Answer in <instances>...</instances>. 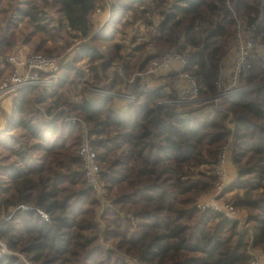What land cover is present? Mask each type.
<instances>
[{"label":"trees","instance_id":"obj_1","mask_svg":"<svg viewBox=\"0 0 264 264\" xmlns=\"http://www.w3.org/2000/svg\"><path fill=\"white\" fill-rule=\"evenodd\" d=\"M110 1L113 22L95 33L94 13L105 0H0V83L13 70L6 58L14 49L59 57L82 44L74 58L66 56L50 89L24 88L6 98L11 121L0 134V240L13 254L0 246V264H252L250 235L199 200L215 191L218 153L232 137L236 176L223 193H232L236 210L250 212L252 248L264 252V85L220 109L174 113L159 104L161 89L142 90L139 77L176 45L188 56L185 72L197 78L200 95H212L225 57L214 44L235 25L227 7L234 1L152 0L148 26L134 19L145 0ZM235 4L246 24L263 15L264 38V0ZM209 14L218 21L206 29ZM135 23L145 26L146 37L133 40L129 59L113 39ZM99 43H107L111 63ZM251 80L264 81L262 54ZM98 86L137 99L122 112L111 99L89 101L87 88ZM68 90H81L77 101L65 98ZM67 116L78 120L67 124ZM82 122L111 199L104 227L79 155Z\"/></svg>","mask_w":264,"mask_h":264},{"label":"built area","instance_id":"obj_2","mask_svg":"<svg viewBox=\"0 0 264 264\" xmlns=\"http://www.w3.org/2000/svg\"><path fill=\"white\" fill-rule=\"evenodd\" d=\"M230 12L235 15L237 13L235 2L227 4ZM106 13V17H103ZM96 23L101 21V25L96 29L97 33L106 24L113 22V11L111 1L105 0V6L97 8L94 13ZM263 20V15L251 24H246L238 33L240 22L238 20L237 31L235 35L234 52L235 56L228 62V71L226 75L219 74L215 82V91L212 95L204 97L200 95L199 83L195 76L189 72H185L189 64L186 53L179 50L176 45L165 48L160 55L153 60L144 74H139L143 81V87L147 89L149 84L158 85L160 77L166 74L171 67H175V74L163 85L157 86L161 89L162 99L160 105L169 107L174 113H185L188 110L209 107L220 109L226 101L236 96L248 93L262 85L264 81H253L252 69L254 63L259 58V54L264 51V40L259 34V26ZM155 33V29L151 31ZM86 42V40H84ZM102 54L106 56V51L102 50ZM66 56H45L41 54H29L20 49H14L8 53L6 61L12 66V72L7 74L2 83H0V114L7 111L4 106L6 98L16 93L18 90L39 87L40 89H50L56 81V73L64 64ZM164 78V77H163ZM162 84V83H161ZM87 97L89 101H98L100 99H111L116 103V107H124L127 104L134 103L137 96L120 90L106 87H88ZM9 113V112H8ZM5 115L4 126H0V134H6V130L10 127L11 114ZM75 116H67V124H73L77 121ZM233 129V124H229ZM3 128V129H2ZM82 136L79 143V155L81 158L84 177L88 186L94 188L98 194L102 191L99 183V165L97 163V153L94 148L91 137L88 134L87 125L82 122ZM232 149V137L221 147L214 174L217 177L215 196L220 195L230 184L228 164L230 163V151ZM215 210L225 214L232 222L240 221L237 218L234 208L230 205L223 204L219 207L211 206ZM9 219L8 217L6 220ZM250 233L251 243L249 251L252 255V264H264L259 251L252 248L253 234L250 229L241 230ZM125 262H128L126 257Z\"/></svg>","mask_w":264,"mask_h":264},{"label":"rangeland","instance_id":"obj_3","mask_svg":"<svg viewBox=\"0 0 264 264\" xmlns=\"http://www.w3.org/2000/svg\"><path fill=\"white\" fill-rule=\"evenodd\" d=\"M233 1L236 2L237 0H233ZM160 8H161L162 11L164 10V8H162V7H160ZM152 11H153L152 0H145L142 5L138 6L137 12L139 13V15L137 13V15H136V17H134V19L135 20H136V18L140 19V20H142V22H143V24L145 26H148L150 24V21H152V18L150 17L149 12H152ZM155 11H156L157 14L160 12L157 8L155 9ZM239 15L244 16L240 12H239V14L237 12L235 15H233V17L235 19V25L230 27V35L224 40H216V42L214 44V46H218L221 50L225 51V57L223 58V61H227L230 57L233 58L235 56V54L232 52V47L234 46V43H235V35H236V31H237L238 20L240 22V26L238 28V33L241 30V28H243L246 25L245 20L242 19L241 17H239ZM156 21H157V19H154V22H156ZM217 21H218V17L217 16H213V15L209 14V15H207L204 18V20L202 22V27L206 28V29H211L213 27V25ZM100 25H101V21L99 23H97V28H99ZM144 25L135 23V24H133V25L127 27V28H125V27L121 28L117 32L116 36L114 37V39H113V40H115L114 42L120 41V42H122L123 46H125L124 50L126 52L124 54H126L127 56H128L129 53H134L135 52L134 50L130 49V46L133 43V40H134V43H135V42L138 41V37H146V28H145ZM106 26L107 25H104V27H106ZM108 35H109L108 32H107V35L104 34V36H108ZM261 38L264 40V38L262 36H261ZM99 44L100 45H104V46H102V49L105 50V48H106L105 45L107 43H99ZM81 45H79L78 47H74L73 49L70 50V52L67 54L68 55V59L75 57L76 53H74V52H76V50ZM20 47L27 48L25 46H20ZM209 49H212V48H209ZM21 50H23V49H21ZM148 50L155 51L152 47H149ZM156 50H157V52L159 51V49H156ZM23 51H25L26 53H29L26 50H23ZM261 54H262V56H264V51H262V53H260L259 56ZM128 58L130 59L131 57L128 56ZM110 60L111 59L108 56L105 57V61L107 63H111ZM1 65H2V61H1V56H0V68H1ZM173 69H175L174 66L171 67L169 69V71H171ZM56 79H57V77H56ZM160 79H162V81L158 80V82L160 81V83H158V85L149 84V86H147V89L149 91L150 90H153V91L158 90L159 91L160 88L159 87L157 88V86H159V84H161V82H163V81L166 82V81L169 80V79H166L165 77L164 78H160ZM125 89L129 90L127 88H125ZM141 89H144L143 81H142ZM79 94H81V90L80 91L79 90L78 91L68 90L66 93L64 92L65 98H70V100L72 102L73 101L74 102L77 101L76 99L79 98L78 97ZM117 109L120 110V111L121 110L123 111L122 107H118ZM7 113L8 112H6V111H2V113L0 114V126L4 125L5 115ZM229 118H230L231 121H233V123H229V124H233V126H234V124H235V122H234V114L232 112L230 113V117ZM229 124H228V127L231 129ZM4 126H6V124ZM4 126H3V128H5ZM233 129H234V127H233ZM81 136H82V133L80 135V139H81ZM80 139H79V143H80ZM79 143H78V149H79ZM101 183H102V191L99 194H96V197L101 202V205H100V207L97 210L99 212L98 215L100 217L99 218L100 224H102V226L104 227V226H106V221L104 220V216L103 215H104L105 212H104L103 209H104V206H106L108 208L111 199L109 198V191L106 190V187H104L102 181H101ZM215 192H216V190L213 192V195H214V200L213 201H211V202H208V201L204 202L203 201L202 203H200V205H202V206H213V205H216V206L221 207V206H223V204H226V205L232 206L230 204L231 203L230 201H232V193L231 192H228V193H225V194L222 192L220 195H217V196H215ZM233 210L235 211L236 216H237V218H239L240 221H238V222L236 221V223H234V222L231 221V219L228 216L227 217L225 216V217L229 220V222L234 223V224L237 225V228H236L237 232H239L241 230H245V229H250L251 233L254 235V224H253L252 221H250V219L248 217V214H250V212L247 211V210H240V209H237L238 210L237 211L235 208ZM101 217L103 219H101ZM244 233H248L250 235L249 232H244ZM0 246L2 247L3 251L5 253H7L8 249H7V247L5 246V244L1 240H0ZM256 248L259 249V250H257V252L259 251V253L261 254L262 258L264 259V252H263L262 248L261 247H256ZM11 254H13V252H11ZM19 256L21 258H23V256H21V255H19ZM123 258H124V256H123Z\"/></svg>","mask_w":264,"mask_h":264},{"label":"crops","instance_id":"obj_4","mask_svg":"<svg viewBox=\"0 0 264 264\" xmlns=\"http://www.w3.org/2000/svg\"><path fill=\"white\" fill-rule=\"evenodd\" d=\"M103 17H106V13H103ZM234 47V46H233ZM232 47V52L235 54L234 52V48ZM232 58L230 57L227 61H223L221 63V66H220V73L221 75H226L227 74V71H228V62L231 60ZM172 74H175V70H171V71H168L166 72V74H164L163 76H161L160 78H163L165 77L166 79H169L170 78V75ZM160 83V81L158 82ZM162 84L160 85H163L165 83H168V82H161ZM145 91H149L148 89H145ZM228 173H229V180L232 182V180L234 179V177L236 176V169H235V166L233 165V163H229L228 164ZM213 193H205L201 196L200 200H199V203H202L203 201L206 202H211L214 200V195ZM7 252H10L9 250H7ZM11 253V252H10Z\"/></svg>","mask_w":264,"mask_h":264},{"label":"water","instance_id":"obj_5","mask_svg":"<svg viewBox=\"0 0 264 264\" xmlns=\"http://www.w3.org/2000/svg\"><path fill=\"white\" fill-rule=\"evenodd\" d=\"M67 56V55H66Z\"/></svg>","mask_w":264,"mask_h":264}]
</instances>
